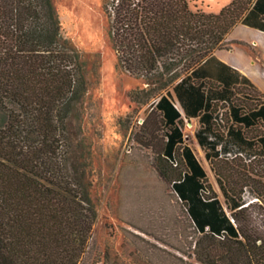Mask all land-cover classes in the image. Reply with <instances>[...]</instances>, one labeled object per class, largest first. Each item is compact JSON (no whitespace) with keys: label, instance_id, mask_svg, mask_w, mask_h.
<instances>
[{"label":"trees","instance_id":"16d2710c","mask_svg":"<svg viewBox=\"0 0 264 264\" xmlns=\"http://www.w3.org/2000/svg\"><path fill=\"white\" fill-rule=\"evenodd\" d=\"M253 1L231 0L218 13H204L190 10L187 0H104L117 67L159 94L153 111L164 141L157 170L199 236L192 252L198 264H264V231L250 227L248 213L256 202L264 205V176L253 168L256 157L222 152L226 111L217 108L212 127H200L195 137L220 147L212 168L232 211L227 217L184 145L168 92H161L227 49L226 35L245 21ZM88 65L61 37L52 0H0V264L82 263L96 209L71 166L69 123L87 91ZM246 189L256 201L243 202Z\"/></svg>","mask_w":264,"mask_h":264},{"label":"rangeland","instance_id":"374dc122","mask_svg":"<svg viewBox=\"0 0 264 264\" xmlns=\"http://www.w3.org/2000/svg\"><path fill=\"white\" fill-rule=\"evenodd\" d=\"M52 3L61 37L89 64L86 94L79 112L69 123L71 166L88 189L96 209L81 264H198L192 252L199 236L170 183L157 170L164 141V128L158 113L153 111L159 94L152 85H145L117 67L107 35L104 0ZM187 3L190 10L204 13H218L227 6L226 0ZM94 61L97 66L92 67ZM173 86L161 93L166 94ZM180 127L183 138L194 149L210 183L221 196L196 143L198 126L185 122ZM253 168L264 176V162ZM254 179L262 182L261 178ZM254 198L246 189L243 202L256 201ZM262 204L256 202L248 210L250 227L258 231H264ZM171 247L190 253L191 257Z\"/></svg>","mask_w":264,"mask_h":264},{"label":"crops","instance_id":"0c3cea01","mask_svg":"<svg viewBox=\"0 0 264 264\" xmlns=\"http://www.w3.org/2000/svg\"><path fill=\"white\" fill-rule=\"evenodd\" d=\"M256 1L243 15L245 21L237 23L226 35L228 48L215 50L184 80L174 84L167 99L183 123H192L198 128L212 127L214 112L217 108H224L226 130L218 135L222 140V152H241L247 158L256 157L257 161L264 162V0H259L253 8ZM230 2L226 0L227 5ZM196 143L215 177L221 196L216 193L194 149L184 138V145L199 161L217 200L230 218L232 211L228 209L212 168L220 147L214 149V146ZM228 201L232 202L230 196Z\"/></svg>","mask_w":264,"mask_h":264},{"label":"built area","instance_id":"2783aa9c","mask_svg":"<svg viewBox=\"0 0 264 264\" xmlns=\"http://www.w3.org/2000/svg\"><path fill=\"white\" fill-rule=\"evenodd\" d=\"M221 115H222V113L220 112L219 116L221 117ZM239 155H241V154H239ZM225 156L226 157H234V155L232 153H227V154H225Z\"/></svg>","mask_w":264,"mask_h":264}]
</instances>
